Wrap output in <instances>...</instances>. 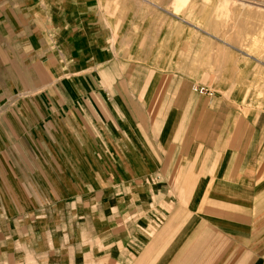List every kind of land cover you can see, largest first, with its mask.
<instances>
[{
    "label": "crops",
    "instance_id": "obj_1",
    "mask_svg": "<svg viewBox=\"0 0 264 264\" xmlns=\"http://www.w3.org/2000/svg\"><path fill=\"white\" fill-rule=\"evenodd\" d=\"M238 55L149 0H0V264H264Z\"/></svg>",
    "mask_w": 264,
    "mask_h": 264
},
{
    "label": "rangeland",
    "instance_id": "obj_2",
    "mask_svg": "<svg viewBox=\"0 0 264 264\" xmlns=\"http://www.w3.org/2000/svg\"><path fill=\"white\" fill-rule=\"evenodd\" d=\"M149 1L165 6L189 24L201 27L207 35L216 36L228 43L232 52H236L238 56L243 54L242 57L248 62L249 68L255 71L264 70V10H258L259 6L264 5V0H246L249 5L246 7L242 6L239 0H228L227 5L220 6L218 0ZM262 74L264 76V73Z\"/></svg>",
    "mask_w": 264,
    "mask_h": 264
},
{
    "label": "bare ground",
    "instance_id": "obj_3",
    "mask_svg": "<svg viewBox=\"0 0 264 264\" xmlns=\"http://www.w3.org/2000/svg\"><path fill=\"white\" fill-rule=\"evenodd\" d=\"M236 1H237V0H236ZM239 1H240V4H241L242 6H244V7L249 6L246 0H239ZM218 2H219V3H218L219 6H220V5H227L228 0H226V1H224V2H222L221 0H220V1L218 0ZM208 3H209V2H208ZM214 3H215V2H214ZM238 3H239V2H238ZM205 4H206V3H205ZM215 4H216V3H215ZM230 4H232V3H230ZM256 4H257V3H256ZM219 6H218V7H219ZM208 7H209V6H208ZM208 7H207V8H208ZM229 7H230V6H229ZM233 7H234V6H233ZM233 7H232V9H233ZM238 7H239V6H238ZM238 7H237V8H238ZM256 7H257V6H256ZM258 8H259V9H258L259 11H260V9L264 10V5L259 6ZM209 9H210V8H209ZM232 9H230V10H232ZM249 10H250V9H249ZM256 10H257V9H256ZM253 11H254V10H253ZM223 12H224V10H223ZM236 12H237V10H236ZM232 13L234 14V12H232ZM248 13H249V12H248ZM235 15H237V14H235ZM238 15H240V14H238ZM205 16H206V15H205ZM229 16H231V15H229ZM236 17L239 18V16H236ZM240 17H241V15H240ZM230 19H231V18H230ZM203 20H204V19H203ZM231 20H232V19H231Z\"/></svg>",
    "mask_w": 264,
    "mask_h": 264
},
{
    "label": "built area",
    "instance_id": "obj_4",
    "mask_svg": "<svg viewBox=\"0 0 264 264\" xmlns=\"http://www.w3.org/2000/svg\"><path fill=\"white\" fill-rule=\"evenodd\" d=\"M194 89L200 93H203V92H208L207 89H205L204 87H194Z\"/></svg>",
    "mask_w": 264,
    "mask_h": 264
}]
</instances>
